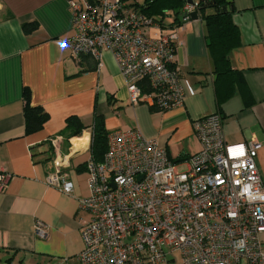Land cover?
<instances>
[{
  "label": "crops",
  "instance_id": "0c3cea01",
  "mask_svg": "<svg viewBox=\"0 0 264 264\" xmlns=\"http://www.w3.org/2000/svg\"><path fill=\"white\" fill-rule=\"evenodd\" d=\"M232 2L241 44L230 53L232 87L220 84L221 94L229 96L218 101L214 63L198 15L177 34L174 66L186 94L183 106L157 111L129 102L110 52H104V67L96 71L89 57L77 62L58 46L74 32L68 0H0V172L9 174L0 192V264H79L80 227L90 214L78 208V199L89 194L85 163L91 155L94 114L102 117L106 132L137 130L144 137H157L170 158L185 167L183 159L200 149L193 121L218 113L227 143L253 138L260 144L256 164L264 182V0ZM25 23L35 27L25 31ZM24 88L30 91L31 103L49 116L31 134L24 132ZM70 115L86 127L71 137L76 146L62 170L73 191L64 194L44 178L54 169L49 138L60 135L62 151L68 150L69 137L62 131ZM36 220L48 226L45 238L34 234ZM160 264L182 263L176 256Z\"/></svg>",
  "mask_w": 264,
  "mask_h": 264
},
{
  "label": "built area",
  "instance_id": "2783aa9c",
  "mask_svg": "<svg viewBox=\"0 0 264 264\" xmlns=\"http://www.w3.org/2000/svg\"><path fill=\"white\" fill-rule=\"evenodd\" d=\"M135 0H68L74 32L58 41L77 62L89 57L95 70L112 54L130 103L167 111L182 107L186 97L176 61L178 28L190 20L197 4L186 3L180 24L155 20L132 4ZM198 14V13H197ZM163 30H166L164 32ZM222 117L211 113L193 121L200 149L178 170L157 137L137 130L107 133L101 160L85 163L89 194L78 208L90 214L80 227L79 264H160L178 256L182 264L264 263V182L255 139L227 143ZM49 138L53 167L44 178L64 194L73 191L67 173L74 144ZM8 173L0 172V192ZM34 234L45 238L40 220Z\"/></svg>",
  "mask_w": 264,
  "mask_h": 264
},
{
  "label": "trees",
  "instance_id": "16d2710c",
  "mask_svg": "<svg viewBox=\"0 0 264 264\" xmlns=\"http://www.w3.org/2000/svg\"><path fill=\"white\" fill-rule=\"evenodd\" d=\"M185 3L186 0H135L132 2L140 7V10L146 15L163 24H165V19H170L171 21L167 24L170 27L180 24V11ZM196 4L197 13L205 27L206 46L214 63L215 88L218 101H220L222 96L224 98L229 96L221 94L220 84L230 83L232 87L234 72L230 68V53L241 44L239 30L232 20L233 2L232 0H200ZM209 9L212 11L208 12ZM34 27L35 23L23 25L25 31H30ZM23 98L24 132L31 134L39 131L49 116L40 105L31 103V94L28 88L23 89ZM85 127L79 117L70 115L65 119L62 132L71 138L82 134ZM107 133L102 117L94 114L90 151L98 161L102 159L107 147Z\"/></svg>",
  "mask_w": 264,
  "mask_h": 264
},
{
  "label": "rangeland",
  "instance_id": "374dc122",
  "mask_svg": "<svg viewBox=\"0 0 264 264\" xmlns=\"http://www.w3.org/2000/svg\"><path fill=\"white\" fill-rule=\"evenodd\" d=\"M164 23H165V26L168 24L167 19L164 20ZM163 31L166 32V30H163ZM73 143H74V141H73ZM83 145H84V144L81 143V141H80L79 143H77V147H80V148H81V147H83ZM74 146H76V145H74ZM77 147H76V148H77ZM177 168H178V170H180V171H182L183 169H185V167L182 166V165H178Z\"/></svg>",
  "mask_w": 264,
  "mask_h": 264
},
{
  "label": "water",
  "instance_id": "95a60500",
  "mask_svg": "<svg viewBox=\"0 0 264 264\" xmlns=\"http://www.w3.org/2000/svg\"><path fill=\"white\" fill-rule=\"evenodd\" d=\"M187 2L190 3V4H193V1H192V0H188ZM190 17H191V19H193V20L197 19V17H198L197 12H196V11H192V12L190 13Z\"/></svg>",
  "mask_w": 264,
  "mask_h": 264
},
{
  "label": "bare ground",
  "instance_id": "6f19581e",
  "mask_svg": "<svg viewBox=\"0 0 264 264\" xmlns=\"http://www.w3.org/2000/svg\"><path fill=\"white\" fill-rule=\"evenodd\" d=\"M73 142V141H72Z\"/></svg>",
  "mask_w": 264,
  "mask_h": 264
}]
</instances>
